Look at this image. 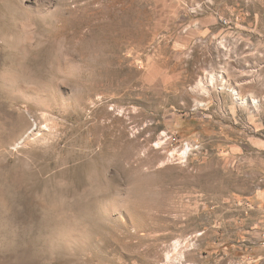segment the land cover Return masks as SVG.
Wrapping results in <instances>:
<instances>
[{"label":"rangeland","instance_id":"374dc122","mask_svg":"<svg viewBox=\"0 0 264 264\" xmlns=\"http://www.w3.org/2000/svg\"><path fill=\"white\" fill-rule=\"evenodd\" d=\"M0 264H264V0H0Z\"/></svg>","mask_w":264,"mask_h":264},{"label":"bare ground","instance_id":"6f19581e","mask_svg":"<svg viewBox=\"0 0 264 264\" xmlns=\"http://www.w3.org/2000/svg\"><path fill=\"white\" fill-rule=\"evenodd\" d=\"M234 93L236 94V97L239 98V97H238V93H237V91H234ZM178 244H179V242H178V240H177V241L175 242V246H174V252H173V254H174V253H175V254L178 253ZM173 254H172V255H173ZM168 258L170 259L171 256L169 255Z\"/></svg>","mask_w":264,"mask_h":264}]
</instances>
